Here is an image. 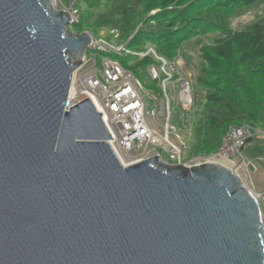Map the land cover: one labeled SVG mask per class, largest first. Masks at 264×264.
<instances>
[{
    "label": "water",
    "instance_id": "95a60500",
    "mask_svg": "<svg viewBox=\"0 0 264 264\" xmlns=\"http://www.w3.org/2000/svg\"><path fill=\"white\" fill-rule=\"evenodd\" d=\"M70 24L57 0H0V264H264L259 196L225 159L122 163L70 97L91 42Z\"/></svg>",
    "mask_w": 264,
    "mask_h": 264
},
{
    "label": "trees",
    "instance_id": "16d2710c",
    "mask_svg": "<svg viewBox=\"0 0 264 264\" xmlns=\"http://www.w3.org/2000/svg\"><path fill=\"white\" fill-rule=\"evenodd\" d=\"M262 4L264 0H76L81 11L76 28L98 33L109 28L110 33L118 31L119 38L132 37L131 42L144 30L150 31L156 50L170 61L179 55L185 60L186 43L203 39L194 86L204 95L206 106L196 127L193 153L210 154L231 126L264 129V10L242 27L231 25L232 18ZM100 7L104 9L92 24V13ZM154 59L153 55L138 58L146 67L157 63ZM124 66L138 75V68ZM155 87L162 96L158 80ZM250 144L246 155L254 158L256 149Z\"/></svg>",
    "mask_w": 264,
    "mask_h": 264
},
{
    "label": "built area",
    "instance_id": "2783aa9c",
    "mask_svg": "<svg viewBox=\"0 0 264 264\" xmlns=\"http://www.w3.org/2000/svg\"><path fill=\"white\" fill-rule=\"evenodd\" d=\"M64 7V10L70 13L72 23L78 24L81 11L76 5V0ZM152 23L155 24L154 21ZM111 33L115 38L120 37L116 30ZM90 35L92 40L86 47V59L72 73L69 94L73 102L90 97L102 113V119L111 135L108 141L123 164L129 165L158 155L165 164L187 167L219 157L229 162L240 174L244 168L255 167V161L243 151L250 143V138L264 142V129L251 124L231 126L216 151L210 154H194L185 161L183 156L191 146L181 139L176 126L171 124L173 102L169 95L168 83L173 82V88L184 106L182 119L192 116L195 99L194 82L186 78L179 80L174 74L180 66L179 59L168 60L153 44L148 45L145 51H136L129 48V43H112L105 38V34ZM90 50L117 56L133 55L138 58L153 55L157 59L158 63L149 65V73L154 80L159 81L163 93L160 101L153 97L156 108L151 111L159 128L148 119L147 92L142 81L123 63L109 55L104 57V69L100 70L96 57L89 55ZM166 152H169L170 159L166 158Z\"/></svg>",
    "mask_w": 264,
    "mask_h": 264
},
{
    "label": "rangeland",
    "instance_id": "374dc122",
    "mask_svg": "<svg viewBox=\"0 0 264 264\" xmlns=\"http://www.w3.org/2000/svg\"><path fill=\"white\" fill-rule=\"evenodd\" d=\"M71 2L70 0H57V8L64 10L65 8L64 6H69ZM103 9H104L103 7H100L96 9L95 12L92 13V19H91L92 24H95L97 22L96 21L97 17L99 13L103 11ZM263 10H264L263 4L258 7H255L242 15L232 18L231 25L235 28L242 27L244 24L260 17L263 13ZM69 30L72 33H82L86 31L89 34H93L94 36L105 34L104 35L105 38L110 40L112 43L114 44L129 43V48L136 51H145L148 45L153 44L151 41L152 33L146 30H144V32L138 35L136 40H134L133 42L130 41L131 38L128 39L115 38V36L112 33H110L109 28L100 31L99 33L94 32L93 30L79 31L76 28V24L72 23L69 25ZM90 36L92 40V35ZM202 42L203 39L201 38H195L193 40H190L189 42L186 43L183 50L184 54L187 53L185 55V60L180 55L175 58L177 60L179 59L178 61L180 62V66H178L177 68L178 71L174 72V74L177 75V79L181 80L186 78L195 83V76L197 73L196 66H197V61L199 59L198 50ZM89 55L96 57L98 68L100 70L104 69L103 59L108 55L119 60L121 63H123V65L126 64L135 69L136 68L139 69V71H137L138 74L137 76L144 84L147 92L146 103L148 104V111H149L148 119L150 122H152V124L157 125L156 121L151 115V111L156 108V103L153 97H156L157 100L160 101L161 95L159 92L160 90L155 87V80L151 77L149 73V67H146L145 65L139 63L138 57L133 55L117 56L109 53L94 52L92 50L89 51ZM190 59L192 61H189ZM154 61L158 63L157 60L154 59ZM168 90H169V95L173 102V116L171 118V124L176 126L178 135L181 137V139L187 144H190L191 146L190 149H188L187 153L183 156V159L186 161L188 158L194 155L193 150L195 149V145L197 143L196 127L199 120L205 113L206 99L204 98V95L202 94L200 89L194 86L193 94L195 99V105L193 107L192 117L190 118L187 117L186 119H182L181 114L185 109L181 99L179 98V94L177 95V91L175 90V88H173L172 81L168 83ZM250 145H253L254 148L256 149V157L253 158V156L249 155L251 159H255L254 160L255 167H250V169L244 168L240 172L247 186L250 187L259 196L264 214V151L259 150L260 148H262L263 150L264 142L263 141H258L257 143L251 142ZM243 153L248 154L246 149H244ZM165 155L167 159H170L169 152H166Z\"/></svg>",
    "mask_w": 264,
    "mask_h": 264
},
{
    "label": "bare ground",
    "instance_id": "6f19581e",
    "mask_svg": "<svg viewBox=\"0 0 264 264\" xmlns=\"http://www.w3.org/2000/svg\"><path fill=\"white\" fill-rule=\"evenodd\" d=\"M74 97V96H73ZM235 170V169H234Z\"/></svg>",
    "mask_w": 264,
    "mask_h": 264
}]
</instances>
